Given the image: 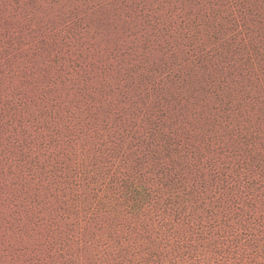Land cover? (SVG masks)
<instances>
[{"label": "rangeland", "instance_id": "rangeland-1", "mask_svg": "<svg viewBox=\"0 0 264 264\" xmlns=\"http://www.w3.org/2000/svg\"><path fill=\"white\" fill-rule=\"evenodd\" d=\"M0 264H264V0H0Z\"/></svg>", "mask_w": 264, "mask_h": 264}, {"label": "trees", "instance_id": "trees-1", "mask_svg": "<svg viewBox=\"0 0 264 264\" xmlns=\"http://www.w3.org/2000/svg\"><path fill=\"white\" fill-rule=\"evenodd\" d=\"M135 190L133 189V191L131 192V194L133 195V192H134ZM144 191L146 192V196H148V197H150L151 195H150V192H148V191H146L145 189H144ZM138 192H140V191H138ZM141 193V192H140ZM133 197V196H132ZM137 200V199H136Z\"/></svg>", "mask_w": 264, "mask_h": 264}]
</instances>
